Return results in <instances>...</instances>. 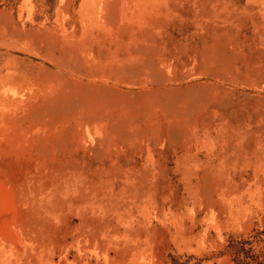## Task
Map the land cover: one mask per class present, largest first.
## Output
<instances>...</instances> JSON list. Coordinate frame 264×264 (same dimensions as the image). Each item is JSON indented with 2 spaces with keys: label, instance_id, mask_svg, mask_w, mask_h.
<instances>
[{
  "label": "rangeland",
  "instance_id": "rangeland-1",
  "mask_svg": "<svg viewBox=\"0 0 264 264\" xmlns=\"http://www.w3.org/2000/svg\"><path fill=\"white\" fill-rule=\"evenodd\" d=\"M199 1L0 0V264H264V0Z\"/></svg>",
  "mask_w": 264,
  "mask_h": 264
},
{
  "label": "bare ground",
  "instance_id": "bare-ground-1",
  "mask_svg": "<svg viewBox=\"0 0 264 264\" xmlns=\"http://www.w3.org/2000/svg\"><path fill=\"white\" fill-rule=\"evenodd\" d=\"M201 2L199 0H144V1H140V0H133V4L131 6L130 9H127L126 10L127 12H122L123 15H130L132 16V12H135L137 16H144V17H149V16H152V15H155V14H158L161 12V7L164 6V8L166 9V12L167 11H170L169 9L171 8V5L174 6V10L175 11H182L185 9L184 6H190L191 8L193 9H198V10H201V5L200 4ZM215 3V1H214ZM225 3V2H224ZM228 3V2H227ZM225 3V5L227 4ZM171 4V5H170ZM213 4V3H211ZM211 4H210V7H211ZM229 4H232V3H229ZM129 5V4H128ZM214 6V5H213ZM216 6V5H215ZM214 6V8H215ZM227 6V5H226ZM225 6V7H226ZM240 6V5H239ZM238 6V8H240ZM246 7V6H245ZM244 9V8H243ZM242 9V10H243ZM246 9V8H245ZM122 10V9H121ZM189 10V9H187ZM207 10V9H206ZM213 10V9H212ZM220 10H222V8H220ZM238 10V9H237ZM197 11V10H196ZM195 11V13H196ZM209 11V10H208ZM219 11V10H218ZM214 12V11H213ZM251 12V11H250ZM243 13V12H242ZM252 13V12H251ZM194 14V13H193ZM250 14V13H249ZM134 15V14H133ZM189 15V14H188ZM216 16V15H215ZM217 17V16H216ZM143 18V17H142ZM218 18V17H217ZM212 27V26H211ZM208 29V28H207ZM211 30V29H210ZM220 36V35H219ZM211 38V37H210ZM228 40V39H227ZM227 42V41H226ZM208 47V46H207ZM217 47V46H216ZM214 53V52H213ZM218 57V56H217ZM226 65V64H225ZM221 82V81H220ZM216 85V84H215ZM219 85V84H218ZM78 88H81L82 91H81V95L78 97V99L80 101H85L87 105H90L91 103H93L94 101L96 100H101L103 101L104 103L108 102L105 100V98L108 96L106 92H104V95H102V92L101 91H96L94 89H91L90 87L84 85L83 83H72L71 84V89L72 90H76ZM215 90H218L217 87L214 88V86L212 87L211 85L209 86H206V87H201L199 90H197L196 92V96L197 97H190L188 100L189 101H194V100H198V99H201V103L203 105H205L206 103L208 102H211V103H214V101L217 99L215 98L213 95H205L203 94L204 92L205 93H212L213 91ZM219 101V100H218ZM158 103H161V104H168L169 103V100L168 98H163V99H158L157 100ZM184 102V99L182 101H179V104H183ZM224 103H226V99L224 100H220V105H223ZM169 115L172 116L171 114V111L169 112ZM104 118V117H102ZM88 118L85 117L84 120H87ZM172 126V124H169L168 126H166L165 128H170ZM119 133V132H118ZM115 134V133H114ZM123 135V134H122ZM121 135V136H122ZM163 136V135H162ZM162 136L161 134H156L155 138H149V137H146V141L145 142H148V143H155L157 142L158 140L162 139ZM164 137V136H163ZM119 138V137H118ZM164 139V138H163ZM171 139V138H170ZM179 139V138H178ZM167 141V140H166ZM175 141V140H174ZM177 141V140H176ZM85 159V156L84 154H78V153H75L73 155H70L68 158H66V160H72L71 163L69 164H72L73 167H74V171L75 173L78 171V174H82V170L80 169V167H78L77 165H81V163H83ZM66 163V162H65ZM95 169V168H93ZM98 169V168H97ZM72 170V171H73ZM84 170V169H83ZM109 169L104 167V172L105 173H109L108 171ZM100 171V170H99ZM99 171H96V172H99ZM104 173V174H105ZM92 174V173H91ZM97 174V173H96ZM116 174V173H115ZM89 175V174H88ZM88 175H84L88 178ZM94 176V175H92ZM105 176V175H104ZM85 177V178H86ZM91 177V176H90ZM83 178V177H81ZM95 178V177H94ZM93 178V179H94ZM98 178V177H97ZM80 179V178H79ZM154 179V178H153ZM81 180V179H80ZM81 181H84V180H81ZM88 181V180H87ZM95 181V180H94ZM133 184H132V191H133V194L136 195V196H140V195H144L146 196L147 194H150L153 192V189H154V184H153V180H152V172L151 171H148L147 169H145V172L142 176L140 177H137L135 176L133 178ZM68 190V189H67ZM77 191V190H76ZM75 191V192H76ZM71 192V191H70ZM69 192V193H70ZM78 192V191H77ZM76 192V193H77ZM68 193V192H66ZM68 193V195H69ZM55 194V193H54ZM71 194V193H70ZM72 194H75L72 192ZM86 195V194H85ZM67 196V194H66ZM87 196V195H86ZM75 197V196H74ZM81 197V196H80ZM83 197V196H82ZM69 198V197H68ZM76 198V197H75ZM78 198V197H77ZM76 198V199H77ZM84 198V197H83ZM71 199V198H70ZM69 199V200H70ZM79 199V198H78ZM80 200V199H79ZM83 200V199H82ZM81 200V201H82ZM84 200H86L84 198ZM71 201V200H70ZM78 201V200H77ZM75 201V202H77ZM88 201V200H87ZM85 201V202H87ZM83 203V201H82Z\"/></svg>",
  "mask_w": 264,
  "mask_h": 264
}]
</instances>
